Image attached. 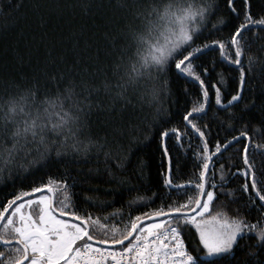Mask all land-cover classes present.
Instances as JSON below:
<instances>
[{
	"label": "trees",
	"instance_id": "1",
	"mask_svg": "<svg viewBox=\"0 0 264 264\" xmlns=\"http://www.w3.org/2000/svg\"><path fill=\"white\" fill-rule=\"evenodd\" d=\"M130 2L0 0V105L4 104L9 94H19L21 90L38 84L41 94L47 91L52 95L74 85L77 98L84 107L80 114L84 127L77 137L81 142L80 151L71 147L72 140L69 139L66 145L53 147L45 159L35 164L29 163L36 158L35 152L29 156L19 153L12 165H8L0 155V185H5L0 187V210L11 195L47 183L49 177L63 179L66 173L70 184L71 178H75L74 191L77 195L74 200L77 210L82 214L109 216L107 221L102 220V223L109 225L115 223L123 227L122 221L129 218L130 202H133L132 207L135 209L130 212V216L135 217L144 213L151 215L161 207L167 210L166 206L174 201L183 203L189 196L195 197L193 184L183 192H173L171 198H168V189L164 188L163 179L169 161L163 154V147L167 146L172 157L175 183L187 182L198 176L193 153L200 146V141L198 134L190 127L186 128L183 115L193 107H198V99H203L200 84L177 71L173 62L170 69L154 80L144 78L139 83H129L126 90L118 87L123 83L120 77L131 63L129 57L135 51V44L125 36L131 17L120 7V4ZM152 2L167 3V0H139L141 5ZM181 2L191 4L194 8L209 3L216 6L203 27V34L193 46L206 40L227 39L235 27L244 21L241 0H236L237 12L228 8L226 0ZM251 12L255 19L264 16V0H252ZM220 18L226 23L219 27V31L213 30L209 35L208 29ZM134 24H138V21ZM175 27L178 29L179 25ZM244 35L246 40L242 41L245 44L242 66L247 71V82L243 98L235 103L231 112L227 101L239 88V67L221 58L218 48L205 50L194 61L200 65L197 71L202 73V79L208 85L209 96L206 114H195L193 120L207 132L209 145L213 149L218 140L223 143L237 136L245 125L254 144L264 145V112L259 108L261 102H264V47L260 46L264 45V30L259 25L252 26ZM112 37L116 38L115 46ZM249 56L255 57L250 70ZM117 63L121 64V68L114 73L113 67ZM205 67L208 69L206 74L203 73ZM164 80L169 82L166 89L163 87ZM215 82H219L222 105L216 104L215 89L211 87ZM105 84L109 85L107 89ZM153 88L157 90L155 96L152 94ZM122 91L123 95L117 96ZM253 101L256 107L245 108V105H251ZM88 105L92 106L90 111ZM200 116L202 118L198 119ZM3 117L4 109L0 107V152L12 143L11 137L5 132ZM130 124L137 125L138 131L132 133L136 136L132 141L134 154L130 159H125L128 156V137H121L117 129H123L127 134ZM205 124L209 126L207 129H204ZM12 127L9 123L7 131L10 132ZM172 128L188 132L182 143L172 133L165 138L161 137V132ZM46 134L49 139L63 138V134L50 131ZM89 138L101 142L106 138L104 147L98 149L91 146L88 151H84L83 144ZM244 143H248L245 138L233 143L223 153V158L217 157L215 163L217 170L221 164L225 165L228 180L226 188L236 190L237 197L243 196L239 189L247 179L237 172L238 168L245 167ZM57 147H61L60 156L56 155ZM106 151L112 155L106 157ZM116 157L123 161V168L115 167ZM249 159L254 162L257 178L264 181V149H251ZM141 160L143 175L137 170ZM21 163L28 165L27 169L20 167ZM110 171L113 173L111 176ZM216 179L219 181V172ZM153 193L165 195L155 198ZM61 197L62 194H55L57 205ZM85 197L92 199L86 201ZM246 199L243 197L231 201L227 196L220 195L210 212L221 211V202L224 201L227 202L224 210L230 216L243 215L249 222L256 223L264 216V211L258 213L255 209H246L243 207ZM101 201L105 203L101 205ZM238 207L239 213L236 211ZM259 226L264 227V221ZM183 236L191 251L192 246L198 242L195 226L186 227ZM95 239L101 240L104 236L97 234ZM4 250V247H0V251ZM233 264H264V248L254 233L239 240V246L234 249Z\"/></svg>",
	"mask_w": 264,
	"mask_h": 264
},
{
	"label": "snow or ice",
	"instance_id": "2",
	"mask_svg": "<svg viewBox=\"0 0 264 264\" xmlns=\"http://www.w3.org/2000/svg\"><path fill=\"white\" fill-rule=\"evenodd\" d=\"M226 4L232 12L239 10L236 0H226ZM120 7L124 8L131 17L125 36L135 44V51L129 57L131 63L120 77L123 83L118 87L126 90L129 83L136 84L144 78L154 80L170 69L173 62L177 71L200 84L203 99H198V107H193L183 115L186 128L190 127L194 133L198 134L200 141V146L193 153V158L197 162L198 176H194L187 182L175 183L172 174V157L167 146L163 147V154L169 161L168 171L163 179V186L168 189V198H171L173 192H183L193 184L196 195L189 196L183 203L174 201L168 204L167 210L161 207L153 211L151 215L144 213L135 217L130 216V212L135 210L132 207L133 202H130L129 218L122 221L123 227H121L115 223L112 225L102 223V220L107 221L109 216L82 214L77 210L74 200L77 195L74 191L75 178H71L70 184L67 173L60 180L49 177L47 183L32 187L30 191L11 195V198L3 203V208L0 210V247L6 250L0 251V264H233L235 247L239 246L240 239L250 233L255 234L264 248V227L259 226L261 221H264V216H261L256 223L249 222L243 215L230 216L224 210L227 202L222 201L221 211L212 216V221L216 225L214 228L207 229L204 225L208 221L203 219L220 195L227 196L231 201L247 197L243 207L248 210L255 209L258 213L264 211V181L257 178L254 162L249 159L251 149H264V145L254 144L245 125L237 136H232L223 143L218 140L213 149L209 145L207 132L193 120L195 114H206V102L209 96L208 85L202 79V73L197 71L200 65L194 61L205 50L218 48L221 58L239 67V88L227 101L228 110L231 112L235 103L243 98L247 82V71L242 66L245 51V44L242 41L246 40L244 34L256 25L264 30V16L258 19L253 18L252 0H241L244 21L235 27L227 39L206 40L202 44L193 46L196 39L203 34V27L213 8L216 7L212 3L194 8L191 4L182 3L181 0L143 5L139 3V0H131L130 3L120 4ZM136 21L138 24H134ZM225 23V20L220 18L208 29V34L211 35L213 30L219 31V27ZM176 24L179 25L178 29L175 27ZM115 39L112 37L114 46ZM260 46L264 47V45ZM254 60L255 57H248L249 70ZM120 68V63L115 64L113 72H118ZM207 72L208 69L203 68V73ZM168 83L167 80L163 81L165 89ZM218 83H213L211 87L215 89L216 104L222 105L221 89ZM108 87L109 85L105 84V88ZM152 94L154 96L157 94L155 88ZM122 95L123 91L117 93V96ZM0 107L4 109L5 132L12 141L10 147L0 152L8 165L14 164L21 152L24 156L35 152L36 158L29 161L30 164H35L45 159L53 147L58 144L61 147L66 145L69 139L72 140L71 147L74 150H81V142L77 137L84 127L80 115L84 107L81 100L77 98L74 85L52 95L47 91L41 94L39 85L33 84L21 90L19 94H9L8 99ZM91 107L88 105L89 111ZM249 107H256L255 101L251 105H245V108ZM259 108L264 112V102H261ZM122 112L123 109H121ZM9 123L13 125L10 132L7 131ZM208 127L207 124L204 125V129ZM229 127L231 128L232 125L229 124ZM49 131L63 134V138L49 139L46 134ZM117 131L121 137L125 135L128 137V156L125 159H130L134 154L132 141L136 139L132 133L138 131V126L130 124L127 134L123 129H117ZM169 133L174 134L176 140L181 143L188 135L186 130L181 131L178 128L165 129L160 135L165 138ZM241 138H245L248 143L243 145L245 167L238 168L237 172L242 173L247 179L239 189L243 196L237 197L236 190L226 188L228 180L225 165L221 164L217 170L215 163L217 157L223 158V153L233 143H238ZM105 142L106 138L104 142L89 138L83 144V150L88 151L91 146L102 148ZM61 147L56 148L57 156L61 155ZM111 155L110 151L105 152L106 157ZM19 166L25 169L28 167L23 163ZM115 167L117 169L124 167L119 157L115 159ZM137 170L143 175L142 160L137 165ZM217 172H219V181L216 179ZM231 174L235 175V173ZM109 175L113 173L110 171ZM3 186L5 185H0V187ZM45 192L48 194H42ZM57 193L62 194L58 205L55 200ZM163 195L165 194L153 193L155 198ZM33 196H35L34 199ZM91 199V197H85L86 201ZM92 203L96 202L93 200ZM100 203L103 205L105 202ZM236 211L239 213V207ZM152 220L156 222H151ZM188 226H195L198 233V242L192 246L191 251L183 236V231ZM97 234H102L104 239L93 243ZM97 244L108 247H99Z\"/></svg>",
	"mask_w": 264,
	"mask_h": 264
},
{
	"label": "rangeland",
	"instance_id": "3",
	"mask_svg": "<svg viewBox=\"0 0 264 264\" xmlns=\"http://www.w3.org/2000/svg\"><path fill=\"white\" fill-rule=\"evenodd\" d=\"M42 194H47V193H42ZM32 198L34 199L35 196H33ZM210 211H211V209H210ZM37 212H38V210H37ZM54 214H56V213H54ZM56 215H58V214H56ZM214 215H216V213L209 212L208 214H206L203 217V219L205 221H208V223L206 225H204L207 229H212V228H214L216 226L215 223L212 221V216H214ZM61 218H63V219H71L70 217H61ZM73 222H75V221H73ZM151 222H156V221H151Z\"/></svg>",
	"mask_w": 264,
	"mask_h": 264
},
{
	"label": "water",
	"instance_id": "4",
	"mask_svg": "<svg viewBox=\"0 0 264 264\" xmlns=\"http://www.w3.org/2000/svg\"><path fill=\"white\" fill-rule=\"evenodd\" d=\"M45 193H46V192H45ZM47 194H48V193H47ZM56 214L59 215V213H56ZM152 221H155V220H152ZM145 222H149V221H145ZM96 241H97V239H94L93 243H96ZM97 245H99V244H97ZM100 246L108 247L107 245H100Z\"/></svg>",
	"mask_w": 264,
	"mask_h": 264
},
{
	"label": "built area",
	"instance_id": "5",
	"mask_svg": "<svg viewBox=\"0 0 264 264\" xmlns=\"http://www.w3.org/2000/svg\"><path fill=\"white\" fill-rule=\"evenodd\" d=\"M97 246H99V247H103V246H100V245H97ZM125 246H126V244H125Z\"/></svg>",
	"mask_w": 264,
	"mask_h": 264
}]
</instances>
